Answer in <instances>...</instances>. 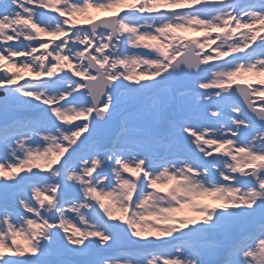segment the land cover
I'll return each mask as SVG.
<instances>
[{
  "label": "snow or ice",
  "instance_id": "1",
  "mask_svg": "<svg viewBox=\"0 0 264 264\" xmlns=\"http://www.w3.org/2000/svg\"><path fill=\"white\" fill-rule=\"evenodd\" d=\"M0 264H264V0H0Z\"/></svg>",
  "mask_w": 264,
  "mask_h": 264
},
{
  "label": "rangeland",
  "instance_id": "2",
  "mask_svg": "<svg viewBox=\"0 0 264 264\" xmlns=\"http://www.w3.org/2000/svg\"><path fill=\"white\" fill-rule=\"evenodd\" d=\"M101 15H103V13H101Z\"/></svg>",
  "mask_w": 264,
  "mask_h": 264
}]
</instances>
